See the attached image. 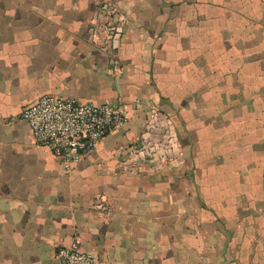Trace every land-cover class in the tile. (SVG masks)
<instances>
[{"label": "crops", "instance_id": "obj_1", "mask_svg": "<svg viewBox=\"0 0 264 264\" xmlns=\"http://www.w3.org/2000/svg\"><path fill=\"white\" fill-rule=\"evenodd\" d=\"M113 1L114 39L101 0H0V264H264V0ZM46 93L129 118L67 168Z\"/></svg>", "mask_w": 264, "mask_h": 264}, {"label": "built area", "instance_id": "obj_2", "mask_svg": "<svg viewBox=\"0 0 264 264\" xmlns=\"http://www.w3.org/2000/svg\"><path fill=\"white\" fill-rule=\"evenodd\" d=\"M125 15L113 0H101L96 24L109 38H117L123 30ZM21 117L28 122L36 141L48 146L64 164L83 158L111 131L129 118V104L115 101H82L46 93L26 105ZM57 255L62 264H98L95 254L61 245Z\"/></svg>", "mask_w": 264, "mask_h": 264}, {"label": "rangeland", "instance_id": "obj_3", "mask_svg": "<svg viewBox=\"0 0 264 264\" xmlns=\"http://www.w3.org/2000/svg\"><path fill=\"white\" fill-rule=\"evenodd\" d=\"M260 137H261L260 134H256V135L254 134L253 136L254 142L260 141Z\"/></svg>", "mask_w": 264, "mask_h": 264}]
</instances>
